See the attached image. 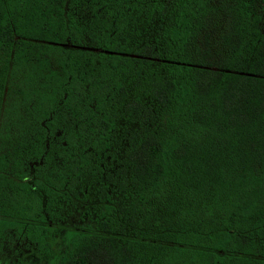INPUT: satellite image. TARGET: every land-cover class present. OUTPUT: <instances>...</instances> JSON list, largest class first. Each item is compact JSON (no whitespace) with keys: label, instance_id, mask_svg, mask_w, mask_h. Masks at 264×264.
<instances>
[{"label":"trees","instance_id":"1","mask_svg":"<svg viewBox=\"0 0 264 264\" xmlns=\"http://www.w3.org/2000/svg\"><path fill=\"white\" fill-rule=\"evenodd\" d=\"M67 217L46 264H264V0H0V242Z\"/></svg>","mask_w":264,"mask_h":264},{"label":"rangeland","instance_id":"2","mask_svg":"<svg viewBox=\"0 0 264 264\" xmlns=\"http://www.w3.org/2000/svg\"><path fill=\"white\" fill-rule=\"evenodd\" d=\"M222 18L218 20V26L213 30L209 39L212 50L219 51L222 44L218 38V31L221 28ZM141 36L149 35L147 29L140 30ZM78 205L83 202L78 201ZM74 217L53 223L50 226L47 237V248L38 250L35 244L27 240L21 234H12L0 242V264H46L51 253H54L60 245V234L62 230L72 224Z\"/></svg>","mask_w":264,"mask_h":264}]
</instances>
